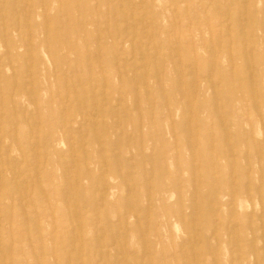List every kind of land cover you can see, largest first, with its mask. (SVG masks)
Returning a JSON list of instances; mask_svg holds the SVG:
<instances>
[{"label":"rangeland","instance_id":"rangeland-1","mask_svg":"<svg viewBox=\"0 0 264 264\" xmlns=\"http://www.w3.org/2000/svg\"><path fill=\"white\" fill-rule=\"evenodd\" d=\"M0 8V264H264V0Z\"/></svg>","mask_w":264,"mask_h":264},{"label":"bare ground","instance_id":"bare-ground-1","mask_svg":"<svg viewBox=\"0 0 264 264\" xmlns=\"http://www.w3.org/2000/svg\"><path fill=\"white\" fill-rule=\"evenodd\" d=\"M244 1V0H243ZM244 3V2H243ZM4 4V3H3ZM13 6H14V3H13ZM121 6H123V5H121ZM222 6H223V4H222ZM15 7V6H14ZM26 7V6H25ZM1 9V8H0ZM3 9V8H2ZM28 9H29V7H28ZM225 9V8H224ZM205 10V9H204ZM30 11V10H29ZM227 11H228V9H227ZM244 11V10H243ZM1 13H2V11H1ZM0 13V14H1ZM16 13V12H15ZM243 14V13H242ZM19 15V14H18ZM1 16V15H0ZM3 16V15H2ZM8 16H9V14H8ZM46 16V15H45ZM18 18V17H17ZM245 17H243V19H244ZM126 19V18H125ZM19 20V19H18ZM98 21V20H97ZM3 23V22H2ZM46 24V23H45ZM4 25V24H3ZM3 25H2V27H3ZM218 25V24H217ZM217 25H216V27H217ZM227 25V24H226ZM229 25H230V23H229ZM27 26H28V24H27ZM108 26V25H107ZM1 27V28H2ZM63 27V26H62ZM209 28V27H208ZM5 29V28H4ZM101 31V30H100ZM99 31V32H100ZM30 32V31H29ZM97 33H98V31H97ZM103 33V32H102ZM46 34V33H45ZM99 34V33H98ZM105 34V33H104ZM4 35V34H3ZM103 35V34H102ZM30 36H31V34H30ZM228 36V35H227ZM23 37V36H22ZM99 37V36H98ZM107 38V37H106ZM172 38V37H171ZM170 38V39H171ZM220 38V37H219ZM4 39V38H3ZM72 39V38H71ZM120 39V38H119ZM210 39H211V37H210ZM28 40V39H27ZM76 40V39H75ZM178 41V40H177ZM220 43V42H219ZM27 45V44H26ZM218 45H220V44H218ZM65 46V45H64ZM135 46V45H134ZM230 46V45H229ZM19 47V46H18ZM31 47V46H30ZM16 48V45H11V43H9V45L7 44V45H4V52L7 54V58H8V60H12V55H13V57H14V55H15V53H13V49H15ZM120 48V47H119ZM20 49V48H19ZM146 49H147V47H146ZM230 50V49H229ZM140 52V51H139ZM143 53V52H142ZM114 54V53H113ZM140 54V53H139ZM213 55H214V53H213ZM246 55V54H245ZM47 56V55H46ZM45 56V57H46ZM143 56V55H142ZM179 56V55H178ZM16 57V56H15ZM48 58H49V56H48ZM131 58V57H130ZM142 58V57H141ZM26 59V58H25ZM49 61V60H48ZM125 62V61H124ZM123 62V63H124ZM30 64V63H29ZM28 64V65H29ZM31 65V64H30ZM146 65V64H145ZM155 65V64H154ZM196 65V64H195ZM10 66V65H9ZM51 66V65H50ZM123 66V65H122ZM136 66V65H135ZM134 66V67H135ZM28 67V66H27ZM52 67V66H51ZM128 67V66H127ZM139 67V66H138ZM137 67V68H138ZM141 68V67H140ZM195 68V67H194ZM249 68V67H248ZM13 69V68H12ZM140 70V69H139ZM213 70V69H212ZM29 72H30V69H29ZM251 72V71H250ZM102 73V72H101ZM145 73V72H144ZM144 73H142V74H144ZM12 74V73H11ZM14 74V73H13ZM208 74H209V72H208ZM131 75H133V74H131ZM211 75V74H210ZM4 76V73H3V71H1L0 72V78H2ZM32 76V74L30 75V77ZM104 76V75H103ZM126 76H127V74H126ZM26 77V76H25ZM106 77V76H105ZM134 77V76H133ZM209 77V76H208ZM44 78H46V80H47V77L45 76ZM104 78V77H103ZM32 79H33V76H32V78L30 79L31 81H32ZM87 79V78H86ZM45 80V81H46ZM144 81V80H143ZM138 82V81H137ZM219 82V81H218ZM33 83V82H32ZM104 83V82H103ZM144 83V82H143ZM142 83V84H143ZM102 84V83H101ZM105 84V83H104ZM133 84V83H132ZM186 84V83H185ZM25 85H27V84H25ZM33 85V84H32ZM32 85H30L29 87L31 88V86ZM66 85V84H65ZM83 85V84H82ZM187 85V84H186ZM213 85V84H212ZM212 85H211V87H212ZM34 86V90H36L38 87H39V85L38 86H35V85H33ZM67 86V85H66ZM105 86V85H104ZM133 86V85H132ZM95 87H96V85H95ZM94 87V88H95ZM14 88V87H13ZM93 88V89H94ZM73 89V88H72ZM257 89V88H256ZM136 90H137V88H136ZM31 91V90H30ZM103 91V90H102ZM32 92V91H31ZM50 92V91H49ZM12 93H13V90H12ZM84 93V92H83ZM87 93V92H86ZM97 93H98V91H97ZM99 93H100V91H99ZM117 93H118V91H117ZM31 94V93H30ZM12 95V94H11ZM15 95V94H14ZM13 95V96H14ZM93 95H94V93H93ZM101 95H103V94H101ZM66 96V95H65ZM20 97V96H19ZM18 97V98H19ZM103 97H104V95H103ZM119 97H120V95H119ZM257 97H258V95H257ZM121 98V97H120ZM105 99V98H104ZM35 100H37V97H34V100L33 101H35ZM1 101V100H0ZM48 101H49V99H48ZM47 100H45L44 102L45 103H47L48 102ZM81 101H83V100H81ZM102 101V100H101ZM50 102V101H49ZM52 102V101H51ZM120 102V101H119ZM84 103V102H83ZM96 103V102H95ZM118 103V102H117ZM137 103V102H136ZM85 104V103H84ZM86 105V104H85ZM48 107H50L49 105H48ZM95 107V106H94ZM120 107V106H119ZM65 108V107H64ZM101 108V107H100ZM94 110L96 109V107L95 108H93ZM102 109V108H101ZM260 109V108H259ZM258 109V110H259ZM64 109H63V106L62 105H59L58 106V109H57V111L55 112V111H53L52 109H50V111H49V116H50V112H51V116L47 119V128H48V130H47V132H48V134H52V132H54V130L56 131V128H57V125L52 121V119H54V116H57L58 115V117L59 116H61V114H62V111H63ZM114 110V109H113ZM36 111H37V109H36ZM91 111V110H90ZM25 112V111H24ZM115 112V111H114ZM116 112H117V109H116ZM84 113V112H83ZM94 114V115H97L96 114V112H94L93 110H92V112H91V114ZM3 114H4V112H3ZM12 112H11V110H9V109H7V111L5 110V115H4V117H3V121L6 123V120H4V118L5 117H8L9 119H8V124L11 126L12 124H16V123H19V124H25V125H27L28 123V118L26 119L25 117H21L22 118V120L20 121V122H15V117H12ZM82 114V113H81ZM260 114V113H259ZM8 115V116H7ZM24 115V114H23ZM84 115V114H83ZM116 115V114H115ZM84 116H86V115H84ZM100 116V115H99ZM98 116V117H99ZM261 116V115H260ZM259 116V117H260ZM89 117V116H88ZM95 117V119L97 120V118L98 117H96V116H94ZM79 118H80V120H82V121H80V122H82L81 123V125L83 124V125H85L83 122H85L84 120V118L82 117V116H80L79 115ZM111 118H112V116H111ZM120 119V118H119ZM71 120V119H70ZM75 120H77V119H75ZM94 120V119H93ZM63 121H64V123H65V119L63 118ZM79 121V120H78ZM117 122V121H116ZM118 123V122H117ZM95 124V123H94ZM97 124V123H96ZM140 124V123H139ZM56 127H55V126ZM65 125H67V123L65 124ZM80 125V126H81ZM104 125H106V123H104L103 124V126ZM141 125V124H140ZM116 127V126H115ZM141 129V128H140ZM94 130V129H93ZM21 131H22V129H21ZM108 131V130H107ZM21 133H23V132H21ZM20 133V134H21ZM87 133V132H86ZM95 133V132H94ZM72 134V133H71ZM37 135V134H36ZM55 135V134H54ZM5 136H8V134L7 133H5V132H3L2 133V137H5ZM38 136V135H37ZM141 136V135H140ZM50 138V142H48L47 144L48 145H53V143L55 142V140H57L55 137H51V136H49ZM45 138V137H44ZM43 138V139H44ZM47 138V137H46ZM26 139V137H24L23 136V140H25ZM68 139H71V138H68ZM94 139H95V137H94ZM141 140V139H140ZM47 141H48V139H47ZM62 141V140H61ZM17 143H18V141H16ZM101 142L102 141H100V140H98V138H96V140H95V143L96 144H98V145H100L101 144ZM107 142V139H104V141H103V143H106ZM19 145L20 144H18V146H17V148L19 149V150H21L20 149V147H19ZM43 145H44V143H43ZM141 145V144H140ZM9 146V145H8ZM42 146V145H41ZM6 148V147H5ZM151 149V148H150ZM9 150V149H8ZM45 150V149H44ZM32 151H34V150H32ZM39 151V150H38ZM46 151V150H45ZM74 152V151H73ZM150 152H151V150H150ZM120 153V152H119ZM142 153V152H141ZM32 154V153H31ZM45 154V153H44ZM75 154V156H76V153H74ZM152 154V153H151ZM150 154V155H151ZM225 154V153H224ZM21 156L22 155H24V150L23 151H21V154H20ZM30 155V154H29ZM45 155H47V154H45ZM132 155V154H131ZM35 156V155H34ZM71 156V155H70ZM4 157V156H3ZM46 157V156H45ZM88 157V156H87ZM5 158V157H4ZM75 158V157H74ZM234 158V157H233ZM25 159H27V156H26V158ZM39 159V158H38ZM130 159V158H129ZM16 160V159H15ZM131 160V159H130ZM72 161V160H71ZM106 161V160H105ZM1 162H2V159H1ZM13 162V161H12ZM15 162V161H14ZM45 162V161H44ZM7 163V162H6ZM66 163V162H65ZM5 164V163H4ZM248 164V163H247ZM7 165V164H6ZM19 165V164H18ZM26 166V165H25ZM48 166V165H47ZM18 167V166H17ZM92 167H94V165L92 166ZM106 167V166H105ZM122 167V166H121ZM35 168H36V166H35ZM71 168H72V165H71ZM14 169V168H13ZM67 169V168H66ZM37 170V169H36ZM59 170H60V172L61 173H63V174H65L66 173V170H65V168H63L62 167V165H60V168H59ZM106 170V169H105ZM143 170H144V168H143ZM151 170H152V168H151ZM232 170V169H231ZM11 169L10 168H8V169H5L4 171H2L1 169H0V187H2V190H3V192L0 194V200L3 202L2 203V206H3V209L6 211L8 208H10L11 209V201L13 200L12 199V194H13V190H14V186H13V183L12 184H10L9 182H8V180L7 179H5V180H3V176L6 174V173H11ZM68 171V170H67ZM5 172V173H4ZM104 172V171H103ZM262 172V171H261ZM2 173H4V175L2 176ZM23 173V172H22ZM22 173H20V174H22ZM36 174H37V172H36ZM36 174H34V175H36ZM33 175V176H34ZM38 175V174H37ZM32 176V177H33ZM52 177L53 176V174L51 173L50 175H49V177ZM18 177V176H17ZM26 177H27V175H26ZM25 177V178H26ZM194 177V176H193ZM22 179V178H21ZM20 179V180H21ZM24 179V178H23ZM22 179V180H23ZM43 179V178H42ZM7 180V181H6ZM68 180H69V178H68ZM77 180H78V182L81 180V181H83V186L81 187V183H80V188H82L83 190H86V188H88V187H93V189L90 191V193H88L89 191H85V192H82V189H81V192H79L78 194H79V196H81L82 197V199H83V205H82V208H86V209H91V207L93 206V204H92V200H93V195H92V192H94L95 191V189H96V187L94 186L95 185V181H96V177H95V174L93 173V170H92V168H87L85 171H83V172H81V173H79V175H78V178H77ZM16 182V181H15ZM77 182V181H76ZM77 182V183H78ZM33 183V182H32ZM53 184V183H52ZM107 187V186H106ZM55 190V189H54ZM21 193V192H20ZM31 193V192H30ZM173 193V192H172ZM40 194L42 195V196H46V193H45V191H44V189L42 190L41 189V191H40ZM249 194V193H248ZM21 195V194H20ZM30 195V194H29ZM102 195V194H101ZM22 196V195H21ZM65 196V195H64ZM66 196H67V194H66ZM173 196V195H172ZM25 197H26V194H25ZM174 197V196H173ZM24 197H22V199H23ZM91 198H92V200H91ZM172 198V197H171ZM4 199H7V201H5ZM22 201V200H21ZM59 201V200H58ZM195 201V200H194ZM87 206V207H86ZM148 206V205H147ZM196 206V205H195ZM55 208V207H54ZM79 209H81V206H79ZM76 214V213H75ZM76 216V215H75ZM98 216V215H97ZM75 220V219H74ZM167 220V219H166ZM138 221V220H137ZM16 223H18V222H16ZM75 223V222H74ZM139 224V223H138ZM4 225V224H3ZM140 227V226H139ZM14 228V227H13ZM232 228V227H231ZM72 229H74V228H72ZM103 229V228H102ZM193 229V228H192ZM145 230H147V229H145ZM30 237V236H29ZM195 240V239H194ZM145 243V242H144ZM193 245V244H192ZM1 246V245H0ZM80 246V245H79ZM1 250H3V249H1ZM193 252V251H192ZM3 253V252H2ZM127 253V252H126ZM162 253V252H161ZM4 254V253H3ZM134 260V259H133ZM11 261V260H10ZM135 261V260H134ZM119 262V261H118ZM3 263V262H2ZM10 263V262H9ZM11 264V263H10Z\"/></svg>","mask_w":264,"mask_h":264}]
</instances>
